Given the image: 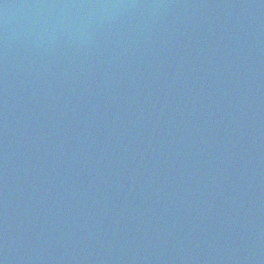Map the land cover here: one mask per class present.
Segmentation results:
<instances>
[{
    "label": "water",
    "instance_id": "95a60500",
    "mask_svg": "<svg viewBox=\"0 0 264 264\" xmlns=\"http://www.w3.org/2000/svg\"><path fill=\"white\" fill-rule=\"evenodd\" d=\"M0 264H264V0H0Z\"/></svg>",
    "mask_w": 264,
    "mask_h": 264
}]
</instances>
